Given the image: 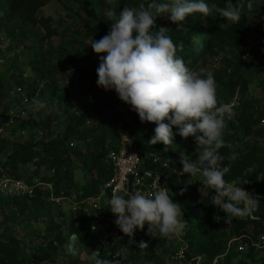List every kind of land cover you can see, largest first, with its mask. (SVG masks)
Wrapping results in <instances>:
<instances>
[{
  "label": "rangeland",
  "instance_id": "rangeland-1",
  "mask_svg": "<svg viewBox=\"0 0 264 264\" xmlns=\"http://www.w3.org/2000/svg\"><path fill=\"white\" fill-rule=\"evenodd\" d=\"M151 2L168 0H42V6L33 5L39 19L38 23H33L25 12L31 5L27 0H0V174L13 173L24 178L52 175L45 165H38L39 156L25 162L24 158L15 159L11 155L28 146L39 151L45 145L64 141V147H69L64 157L70 158L72 166L62 188L76 196L78 187L87 191L94 185L100 186L97 154L89 146L100 138L104 128L99 115L114 116L115 120L128 117L134 141L145 147L167 150L180 171L181 157L198 158L194 138H182L175 127L173 145L167 149L162 143L152 145L149 139L154 135L156 125L142 123L130 105L115 101L119 98L114 90L105 91L97 86L96 70L100 59L88 43L109 32L110 20L106 11L115 9L118 14L123 7H138L141 3L147 6ZM205 2L211 5L214 0ZM249 2L252 9L247 7ZM232 3L242 5L241 12L249 16L251 48L247 56H242L224 39L212 42V49L203 52L196 63H192L185 46L182 51H177V56L192 69H204V75L211 73L217 85L219 103L233 107L235 115L226 121L224 130L225 146L219 150L223 157L221 166L237 168L250 162L244 177L250 181L258 178L263 184L259 187L261 196L264 192V74L257 73L253 65L264 67V34L256 30L262 22L264 0H232ZM154 19L153 31L165 27L173 41L189 37L190 43L195 40L206 42L211 27L215 26L213 16L205 17L199 13L187 17L182 28L166 15ZM229 25L231 22H225L223 27ZM205 32L207 38L200 36ZM199 43L194 49L195 55L201 50ZM34 98L46 102L45 106L33 105ZM108 106L112 109L105 112ZM89 113L91 116L88 117ZM238 116L245 122L242 126H239L241 122H236ZM81 119L83 124L77 126ZM65 134H69V139L65 140ZM72 140L75 147L70 144ZM106 141L110 144L108 139ZM179 179L189 180L193 198L213 209L212 235L216 244L222 242L224 254L211 260L206 253L202 259H197L199 256L190 250L187 257L178 260V253L188 242L182 233L184 242L179 237L155 236L148 239L146 249L139 251V244L124 247L121 256L127 261L123 264H217L219 257L222 264H263L264 246L254 244L253 239L247 241V235L233 234L226 226V214L211 204L214 191L203 186L199 177L181 173ZM48 189L43 186V199L29 204L24 211L0 204V215L4 217L0 220V264H77L80 257L84 264H92L86 260L84 250L78 249L75 256L68 253V240L73 234L70 207L59 208L50 200ZM250 217L264 222V211L260 218L253 213ZM51 239H56L59 245L54 258L46 253ZM75 243L84 248L80 242Z\"/></svg>",
  "mask_w": 264,
  "mask_h": 264
},
{
  "label": "clouds",
  "instance_id": "clouds-1",
  "mask_svg": "<svg viewBox=\"0 0 264 264\" xmlns=\"http://www.w3.org/2000/svg\"><path fill=\"white\" fill-rule=\"evenodd\" d=\"M252 9L251 2L247 4ZM242 5L226 3L224 7L209 5L205 0H168L164 3H143L138 7H123L106 11L110 20L109 32L88 45L99 56L96 70L97 86L105 91L114 90L118 98L131 106L140 121L153 123L152 145L162 143L165 148L173 145V127L187 139L194 138L198 158L181 157L182 174L199 177L200 183L212 189V205L223 211L226 223L233 218L250 215L259 203L238 182L225 180L230 166H221L223 157L219 150L224 147V130L227 120L235 112L231 105L221 104L217 97V85L211 73L190 68L184 59L177 56L183 49L167 35L168 29L160 27L153 31L156 16H168L171 22L183 27L187 17L199 13L202 16L218 15L226 22L239 23ZM33 105L44 107L46 102L34 98ZM245 181L244 183H246ZM170 196L168 188L161 186L152 193L118 194L114 191L107 201L109 210L117 217L115 224L128 237L137 229L148 226V234L166 238L179 237L187 224L183 210ZM73 233L68 240V253L78 254ZM140 249L148 244L140 241ZM94 264H112L93 251L90 257Z\"/></svg>",
  "mask_w": 264,
  "mask_h": 264
},
{
  "label": "trees",
  "instance_id": "trees-1",
  "mask_svg": "<svg viewBox=\"0 0 264 264\" xmlns=\"http://www.w3.org/2000/svg\"><path fill=\"white\" fill-rule=\"evenodd\" d=\"M31 5L27 7L26 14L28 15V18L33 23H38L39 19L37 17V14L34 10L33 5L42 6L41 2L42 0H27ZM214 3L220 7H224L226 3H232V0H214ZM31 6V7H30ZM215 24L214 27H211L210 35L207 38L206 32L201 34L200 36H203L204 38H207L206 42L204 40L200 43L199 41L195 40L193 43H190L189 37H181L174 41L177 45H180L182 43L183 46L188 48V51L190 53L189 58H191L192 63H196L198 57L205 52L206 50L212 49V42L224 39L229 44L234 46L242 56H247L250 52V41L248 37V28H249V16L245 12H241V19L239 23L229 25L228 27H223V24L226 22L223 18L219 17L218 15H213V20ZM256 30L262 34H264V10L262 11V22L256 26ZM199 44H201V50L199 51V54L195 55V47ZM255 67V70L257 73L264 74V67H259L256 64L253 65ZM116 102H119L120 99H116ZM226 101H224L225 103ZM112 107L108 106L106 107L105 112L111 111ZM88 117L91 116L89 113L87 115ZM102 115H99L98 118H100V124L103 128L102 133L100 135V138L96 139L92 144L89 145L92 147L93 152L97 154V161H96V167L99 171V175L101 177L100 184L104 183L108 177L112 174L113 167L112 164L106 163V157L108 155V152L116 146L118 142V136L115 131H113V125H115V117H107L105 118L101 117ZM236 122H241L239 126H242L244 124V120L241 116L236 117ZM83 124V119L80 120V123L77 125ZM107 127V128H105ZM109 128V129H108ZM81 136V135H80ZM65 140L69 139V134L64 135ZM110 142V144H107V140ZM228 142V140H227ZM74 143L73 140L70 142ZM65 142L64 141H57L56 143L52 145H45L38 151L32 146H28L25 149H17L11 156L13 158H19L25 159V162L32 161L36 157L39 156V163L38 165H45L47 170L50 172L52 171V175L46 176V177H36L33 178L26 177L24 178L22 175H16L13 173H9L6 176L14 177L18 179L26 180L28 183H34L35 180L42 181L47 184H51L54 186L55 193L59 195L61 192L72 194L69 190L62 188V182L65 180L67 176V171L70 170V167L72 166V163L70 161V158L64 157V155L67 154V151L69 150V147H64ZM75 144V143H74ZM140 144V143H139ZM141 145V144H140ZM142 146V145H141ZM75 147V145L73 146ZM145 150L153 151L160 154H166L168 155L169 159L171 160L172 166L175 169L179 170L178 165L175 163V161L171 158L170 153L165 149H158L155 147H145L142 146ZM58 153V154H57ZM54 154V156H51ZM46 155V157H45ZM16 164V162H14ZM251 163H247V165H241V167H233L230 166V171L225 175L226 181H233L236 180L238 182V186L244 187L246 191L250 192L251 194L255 195L257 198H259V203L257 204L255 210L252 212L254 216L259 217L264 211V192L260 196V189L259 187H263V184H261L258 180V178H253L250 180L246 179L244 177V171L250 168ZM16 166V165H14ZM39 170L36 171V174H38ZM5 175L0 174V179H2ZM247 181L246 183H244ZM62 188V189H61ZM99 186L94 185L90 190H80L78 187V193L79 194H90L95 191H97ZM191 184L189 180H178L173 188V198L181 205V209L183 210V218L185 221H187L186 227L184 229V238H188V251L186 252L187 257L189 255V251L193 250L196 253L197 259H202V255L209 253V256L211 260L214 257H218L220 255L224 254V250L221 246L222 242L216 244L214 241V237L212 235V232L214 231V212L213 209L209 204L206 203H200L196 201L192 193L190 192ZM48 196L49 193H48ZM41 199H43V192L39 190L34 198L31 199H21V198H15V199H6V200H0V204L10 205L11 207H16L18 210L24 211L29 204L37 203ZM59 207V206H58ZM60 208V207H59ZM72 218V233H76L80 239L77 240L80 242L84 248H79L81 250H84L86 252V260L92 261L90 257L93 254V251H95V246L93 245L95 234L90 232L88 229L85 228L87 226V223L89 219L84 217L82 214H73L70 213ZM227 218L225 219L226 222ZM226 226L231 229L234 235L241 236V235H247L248 239L247 241H250L253 239L254 244L260 243V245L263 247L261 236L264 235V222L262 219H251L250 215H246L245 217H239V218H233L230 223H226ZM70 235V233H69ZM163 237V236H162ZM155 237L149 235L148 233H141L136 238H130L127 239L125 242L121 244H114V245H108L106 248L103 249L101 255L99 256L101 259H107L111 262L113 261V258L115 255L118 254L117 262L118 264H123L124 261H127V258H123L121 256L122 249L130 248L135 246L136 244H139L140 241H144L148 243V239H153ZM185 238V239H186ZM58 242L56 239H51L49 241L48 249L46 250V253H50L51 258H54V256L58 253ZM264 248V247H263ZM254 249V247L252 248ZM142 250L139 248V251ZM264 251V250H263ZM132 256V255H130ZM83 259H77V264H84ZM186 260V259H185ZM263 264H264V258H263ZM217 264H222L221 257H219V260ZM242 264V263H238Z\"/></svg>",
  "mask_w": 264,
  "mask_h": 264
},
{
  "label": "built area",
  "instance_id": "built-area-1",
  "mask_svg": "<svg viewBox=\"0 0 264 264\" xmlns=\"http://www.w3.org/2000/svg\"><path fill=\"white\" fill-rule=\"evenodd\" d=\"M128 117H119L115 122V133L118 142L106 157V163L112 164L113 171L108 179L100 184L97 191L90 194H67L55 193L54 186L35 180L28 183L26 180L4 176L0 179V200L6 199H31L34 198L43 186H48L50 200L57 206L69 205L70 212L82 214L89 219L86 229L95 234L93 245L99 256L108 245H116L125 242L127 239L136 238L141 233H148V226L143 231L137 229L133 237H128L117 227V217L109 210L107 201L112 193L118 194L135 193L140 191L149 194L158 190L161 186L167 187L169 195L173 194L175 183L180 180L181 171L172 166L168 155L145 150L138 142L134 141L129 130ZM71 143V146H74ZM173 198V196H172ZM176 202V200L173 198ZM4 217L1 214L0 220ZM184 233V231H183ZM155 236H160L158 231ZM153 236V237H155ZM182 236H179L181 239ZM264 246V235L261 236ZM184 242V241H183ZM188 244L178 253L177 259H184ZM82 252H80L81 254ZM80 259H82L80 257ZM118 254L114 256V264L117 262ZM94 264V261H92Z\"/></svg>",
  "mask_w": 264,
  "mask_h": 264
}]
</instances>
